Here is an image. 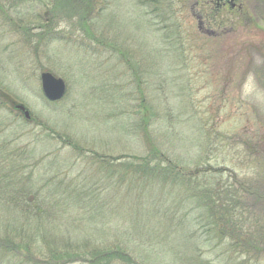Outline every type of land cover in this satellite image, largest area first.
Segmentation results:
<instances>
[{
  "label": "rangeland",
  "instance_id": "obj_1",
  "mask_svg": "<svg viewBox=\"0 0 264 264\" xmlns=\"http://www.w3.org/2000/svg\"><path fill=\"white\" fill-rule=\"evenodd\" d=\"M195 3L0 0V264H30L23 244L57 264H264V24L200 27ZM150 157L188 176L146 175Z\"/></svg>",
  "mask_w": 264,
  "mask_h": 264
},
{
  "label": "trees",
  "instance_id": "obj_2",
  "mask_svg": "<svg viewBox=\"0 0 264 264\" xmlns=\"http://www.w3.org/2000/svg\"><path fill=\"white\" fill-rule=\"evenodd\" d=\"M77 4L78 5L80 4V6H81V3H79V2L75 3V6ZM84 8H85V6H84ZM74 9H76V8L74 7ZM82 10L84 11V9H82ZM148 139H149V136L146 135L145 136L146 147L148 148V150H151V154H156L157 155L156 147H154V145L153 146L149 145ZM153 160L156 161L157 160L156 157H150V158H144L143 159V161L145 163L141 164L140 169L143 172H145L146 175H150L151 177H154V175L160 174L159 176H161L162 179H164V178L167 179V178H169L168 176H173L172 178H169V179H172L173 181H177L178 179H181L182 182H184L185 177L188 176V175H185L184 172H181L179 170V168L177 167V165H174L168 158L163 159V161H167V166H163L161 161H160L159 165H156V166H154L151 169V167L148 166V165H150L149 162L153 161ZM194 177H195V175H194ZM191 179H192V177H191ZM210 183L211 182L207 181V180L203 181V185L201 186V189L199 190V193L202 194V196L200 195L201 196V201L203 203V206L205 205L207 207V209L209 210L207 212V215L209 214L208 215L209 219L210 218L217 219V215H220L221 219L224 220L226 213L224 214V212L220 211V213H218L216 215V213L218 211H216V203L217 202L214 201V197L216 196L215 193L217 191H215V189L211 186ZM225 198H227V195L225 196ZM222 208L224 210H226L227 206L222 207ZM235 214L236 213L230 214L228 216L227 221L224 220L226 223L223 225V228H221V232L223 233L224 238L234 239V238H232V234H233V232L235 230L239 229V227H238V225H236V223L240 222V219L238 221L237 220L235 221V218H234ZM229 234H231V236H229ZM7 243L12 244L9 241H7ZM245 243H246V245H250V244H248V242H244L243 244H245ZM23 246H25L24 249H25V251H27V255L26 256H28L25 262L28 263V261H29L30 264H57L56 259L58 257L59 258L62 257V255L60 254L58 257L54 256L55 257L53 259L54 261L53 260L48 261V260H44V259L40 260V259H37V258H33V256H30V254L28 253L29 252L28 246L26 244H23ZM132 258H133L132 255H130V254L128 255L127 252H125L123 249H120V248L116 249L115 248V249H110V251H108V250L107 251L106 250H98V252H95L94 255L90 259H88L89 262H87V261L86 262H87V264H111L112 261H116L117 259L118 260L120 259L121 262L124 263V264H136V262H134L136 260H132ZM17 262H22V261L20 260V261H17ZM19 264H22V263H19ZM59 264H61V263H59Z\"/></svg>",
  "mask_w": 264,
  "mask_h": 264
},
{
  "label": "flooded vegetation",
  "instance_id": "obj_3",
  "mask_svg": "<svg viewBox=\"0 0 264 264\" xmlns=\"http://www.w3.org/2000/svg\"><path fill=\"white\" fill-rule=\"evenodd\" d=\"M196 6L200 7V13L197 15L200 27L203 25L204 19H212L219 22H229L227 29H223L221 33H228L235 30L240 21L252 22V19L260 21L264 24V0H195ZM254 4L251 8L250 4ZM256 4V5H255ZM210 5L211 8L208 7ZM244 6V7H243ZM258 11V15L253 14ZM210 32V31H208ZM216 34V33H213ZM23 113V111H21Z\"/></svg>",
  "mask_w": 264,
  "mask_h": 264
},
{
  "label": "water",
  "instance_id": "obj_4",
  "mask_svg": "<svg viewBox=\"0 0 264 264\" xmlns=\"http://www.w3.org/2000/svg\"><path fill=\"white\" fill-rule=\"evenodd\" d=\"M40 84L42 93L48 101H57L65 94L66 85L64 81L54 77L49 72L44 71L40 74ZM15 107L21 111H25L22 105L16 104ZM24 115L25 117L29 116L27 111L24 112Z\"/></svg>",
  "mask_w": 264,
  "mask_h": 264
}]
</instances>
